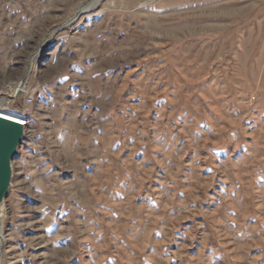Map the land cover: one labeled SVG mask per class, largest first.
I'll return each instance as SVG.
<instances>
[{
	"label": "rangeland",
	"instance_id": "1",
	"mask_svg": "<svg viewBox=\"0 0 264 264\" xmlns=\"http://www.w3.org/2000/svg\"><path fill=\"white\" fill-rule=\"evenodd\" d=\"M89 1L0 0V264H264V0Z\"/></svg>",
	"mask_w": 264,
	"mask_h": 264
},
{
	"label": "water",
	"instance_id": "2",
	"mask_svg": "<svg viewBox=\"0 0 264 264\" xmlns=\"http://www.w3.org/2000/svg\"><path fill=\"white\" fill-rule=\"evenodd\" d=\"M80 13V12H78ZM77 13V14H78ZM27 78V77H26ZM24 79V84L26 82ZM23 82V81H22ZM19 82V83H22ZM23 89H18L15 95H20ZM24 133V123L0 116V205L3 195L11 185V162ZM2 208V205H1ZM1 213V212H0ZM3 218V212H2ZM2 229V219L0 221ZM3 236L0 232V253L2 254Z\"/></svg>",
	"mask_w": 264,
	"mask_h": 264
},
{
	"label": "bare ground",
	"instance_id": "3",
	"mask_svg": "<svg viewBox=\"0 0 264 264\" xmlns=\"http://www.w3.org/2000/svg\"><path fill=\"white\" fill-rule=\"evenodd\" d=\"M95 1H97V0H94V2H95ZM92 3H93L92 0L89 1V4H86L84 7H83V6L80 7V10L89 7ZM18 89H20V86H19V87H18V88L12 93V96L16 94V91H17ZM1 101H2V100H1ZM0 116L7 117V118H9V119H14V120H16V121H19V122H22V123H23V121H22L19 117L14 116L13 114L9 115V114H7V113H5V112L0 111ZM0 212H1V213H0V221H1V219H2V208H1V205H0ZM0 232H1V224H0ZM0 257H1V253H0Z\"/></svg>",
	"mask_w": 264,
	"mask_h": 264
},
{
	"label": "built area",
	"instance_id": "4",
	"mask_svg": "<svg viewBox=\"0 0 264 264\" xmlns=\"http://www.w3.org/2000/svg\"><path fill=\"white\" fill-rule=\"evenodd\" d=\"M29 99H30V97H29Z\"/></svg>",
	"mask_w": 264,
	"mask_h": 264
}]
</instances>
